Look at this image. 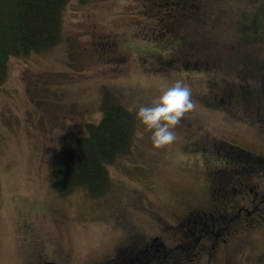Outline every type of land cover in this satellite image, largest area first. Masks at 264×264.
Wrapping results in <instances>:
<instances>
[{
  "label": "rangeland",
  "instance_id": "1",
  "mask_svg": "<svg viewBox=\"0 0 264 264\" xmlns=\"http://www.w3.org/2000/svg\"><path fill=\"white\" fill-rule=\"evenodd\" d=\"M161 3L69 0L59 44L10 58L0 84V264H37L38 250L44 264H97L126 242L144 248L162 231L169 240L177 234L169 221L207 203L209 175L191 153L216 155L211 167L221 157L245 160L235 146L264 156V0H197L202 20L188 12L172 36L141 16L161 15ZM154 51L177 68L141 63L156 67ZM177 79L195 106L175 126L174 143L155 148L138 122L129 153L107 165L104 194L80 187L66 196L54 186L67 151L102 116V86L136 113ZM250 169L242 176L264 197V164ZM251 210L224 223L225 242L195 250L186 264H264V200Z\"/></svg>",
  "mask_w": 264,
  "mask_h": 264
},
{
  "label": "trees",
  "instance_id": "2",
  "mask_svg": "<svg viewBox=\"0 0 264 264\" xmlns=\"http://www.w3.org/2000/svg\"><path fill=\"white\" fill-rule=\"evenodd\" d=\"M68 1L0 0V84L8 76V63L12 56L28 55L34 51H46L59 44L62 39V13ZM161 4L163 6L168 5V10L163 11L161 15L151 13L150 10H141L143 13L141 16H144L154 26L160 27V33L163 36L175 34L176 28L174 27L177 26L178 19L188 12L196 14L198 19L202 20L199 10L194 7L196 3H193L192 0H162ZM193 18L195 19L196 16ZM180 23H183L186 29L188 28V24L184 21ZM159 37L156 36L158 39ZM180 39L184 40V37ZM162 54V51H154V56L151 55L158 60L156 67L147 62L141 61V63L148 65L150 70L157 72L177 68L175 58L166 59ZM187 68L193 67L185 65L184 69L189 70ZM248 69L253 70V68ZM101 93L102 116L100 120L87 124V134L76 139L75 144L67 151L63 162L55 172L53 184L62 194L67 195L80 187L88 189L92 195L107 191L111 186L107 165L113 164L118 157L128 154L133 145L136 131H138L136 113L119 101L118 96L107 86H102ZM234 148L241 156L246 155L245 160L253 159L259 167L263 166L264 157L255 156L242 147ZM169 222L172 226L175 223ZM161 235L163 233L150 237L149 243L151 244L153 240L155 242L153 243L154 246H150V244L146 246L145 255L150 259V262L147 259L146 263L148 264H163L164 260L158 261L159 257L163 253L172 252L169 244L171 238L167 241L168 239L164 237L162 239ZM157 244L159 247L156 246ZM130 246L131 244L126 242L119 245V249L116 251L122 254ZM166 247H169L168 250ZM172 254L166 259L167 264H176L173 263ZM152 257L157 258L151 261ZM114 258L111 256L110 264H117L118 261L121 264L125 261L121 255L116 256L117 259H120L118 261L117 259L113 261ZM182 259L183 263L188 262L186 258ZM107 260L108 258H106Z\"/></svg>",
  "mask_w": 264,
  "mask_h": 264
},
{
  "label": "flooded vegetation",
  "instance_id": "3",
  "mask_svg": "<svg viewBox=\"0 0 264 264\" xmlns=\"http://www.w3.org/2000/svg\"><path fill=\"white\" fill-rule=\"evenodd\" d=\"M191 157L193 163L199 164L202 161L203 173L209 175V194L207 196V203L197 206H191L190 208L184 210L183 214L177 215L178 221L173 225V232L177 233L175 237H172L169 241L170 250L172 252L163 253L159 258L163 259L164 262L170 257L171 253L173 258V263L181 264L183 263L182 258L187 260H194V251L201 249L205 251L208 247L216 248L218 244L222 241H226V238H221V233L226 229L224 223L229 226L230 223L238 222L242 220V217L250 218L252 216L251 207L253 206L254 212L258 207V200L261 198L263 202V195H259L258 192L250 186V181L245 182L247 177L242 176L243 170L245 169L249 173L250 168H254L256 163L253 159L243 160L239 157H221L222 160L220 166L211 167L208 160H211L209 156H198ZM217 157V156H216ZM214 157L216 160L217 158ZM190 158V159H191ZM207 164V165H206ZM201 166V165H200ZM251 170V169H250ZM229 171H234L233 174H229ZM240 195V197H238ZM232 202V203H230ZM230 215V220H226ZM261 220L264 221V216L259 214ZM175 229L178 231L175 232ZM162 239H163V235ZM131 244V243H130ZM139 243H132L130 248H127L124 252V263L121 264H143L147 262V247H142L138 245ZM151 245L154 246L153 242ZM159 247V244L156 245ZM169 246V245H168ZM169 247H166L168 250ZM119 249V248H117ZM194 253L193 256L190 254ZM118 251L114 254V260ZM37 264H44L47 262L44 260V255L36 252ZM120 259H117V261ZM150 262V259H148ZM110 264L111 260L106 258L99 261L97 264ZM163 262V264H164ZM119 263V261H118ZM117 263V264H118ZM28 264V262H27ZM113 264V263H112ZM120 264V263H119ZM167 264V263H165ZM172 264V263H171Z\"/></svg>",
  "mask_w": 264,
  "mask_h": 264
},
{
  "label": "clouds",
  "instance_id": "4",
  "mask_svg": "<svg viewBox=\"0 0 264 264\" xmlns=\"http://www.w3.org/2000/svg\"><path fill=\"white\" fill-rule=\"evenodd\" d=\"M191 95L190 87L182 79H177L158 96L153 97L150 104L139 107L136 119L150 133L155 148L171 145L176 141L175 126L195 106Z\"/></svg>",
  "mask_w": 264,
  "mask_h": 264
}]
</instances>
